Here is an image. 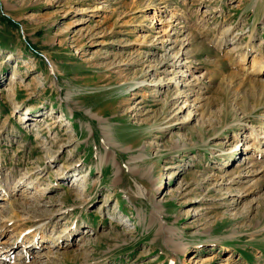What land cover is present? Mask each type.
Returning a JSON list of instances; mask_svg holds the SVG:
<instances>
[{"label":"rangeland","instance_id":"obj_1","mask_svg":"<svg viewBox=\"0 0 264 264\" xmlns=\"http://www.w3.org/2000/svg\"><path fill=\"white\" fill-rule=\"evenodd\" d=\"M263 54L264 0H0V257L264 264Z\"/></svg>","mask_w":264,"mask_h":264},{"label":"bare ground","instance_id":"obj_2","mask_svg":"<svg viewBox=\"0 0 264 264\" xmlns=\"http://www.w3.org/2000/svg\"><path fill=\"white\" fill-rule=\"evenodd\" d=\"M228 43H232V40L231 39H226L225 41H223L222 42V44L221 45H225L226 46V44H228ZM229 45V44H228ZM244 54H245V56L243 57V59H242V62H244V60H246L245 58H246V51L244 52ZM190 56V55H189ZM261 56V55H260ZM259 56V57H260ZM178 60V59H177ZM177 60H176V62H174V63H172V64H175V65H177L178 63H179V61L177 62ZM180 60V59H179ZM255 70H254V74L256 75V74H258V73H263L264 74V54L260 57V59H259V61L257 62V65H256V67L254 68ZM187 74H183V75H175V77H173V78H170L169 79V81L167 82V83H165V80H163V81H161V82H159L158 84H157V86L158 85H160V86H163V85H169V83H175L176 85H178L179 83H180V85H183L184 84V86H190V88L194 91V92H196V87L197 86H194L193 87V85H191V84H185V77H187L186 76ZM254 75V76H255ZM260 76V75H259ZM181 77V78H180ZM258 77V76H257ZM198 79V78H197ZM256 80L257 79H253V80H251L254 84H256V85H259V86H261L262 88H264V79L262 78V80H258L259 82H256ZM250 81V82H251ZM147 81H145V80H140L139 82H138V85L139 86H142V84H144V86H146L147 85ZM150 83V82H149ZM183 92H185V91H183ZM182 92V93H183ZM194 92H191L192 94L194 93ZM188 105L189 104H185V107L187 106L188 107ZM195 107V106H194ZM194 107H193V109H194ZM199 107V106H198ZM193 109H191V110H188V114L186 115V119H185V121L186 120H189L190 118H193L194 117V114L195 113H193ZM198 109V108H197ZM103 135H104V137H105V140H106V142L108 143V145H109V143H113L112 142V138H111V134H110V131L109 130H106V131H104V133H103ZM263 137H260V141L259 142H263L264 143V134L262 135ZM257 138V137H256ZM260 145V144H259ZM238 147V144H235V147L234 148H237ZM117 172H119V169L117 170ZM91 174V173H90ZM21 185V184H20ZM23 186H25V183H23ZM29 186L28 185H26V188H28ZM22 189V188H21ZM26 190H29V189H26ZM25 190H23V192H24ZM6 196H11V194H7ZM6 210H8L6 207H5V209H3V211L1 212V213H4V212H6ZM156 216L158 217V216H160V214L162 213V209H161V207L159 206V205H157L156 206ZM54 215V214H53ZM53 215H50V217L49 218H47V219H42V220H38L39 221V223H36V226H35V229L36 230H38V232L39 233H42V239H41V243H45V240L43 239V236L45 235V234H47L48 232V230H49V226H50V224H51V222H52V217H53ZM155 219H156V217H155ZM159 223L162 225V222H161V219H159ZM162 227H163V225H162ZM68 237H69V235H68ZM40 238V237H39ZM38 238V239H39ZM59 237H57V238H55L54 237V239H58ZM34 239V238H33ZM47 241V240H46ZM33 242V241H32ZM37 242H38V240H37ZM54 243H55V246H58V244H56V241H54ZM36 247H39V246H37V245H35L34 243H31V250H29V251H27V249H25V248H22L21 249V254L19 255V256H16L15 258H14V256H12L11 254H8V255H6L5 257H0V260H2V261H9V259L10 258H14L15 260H18V262L20 263V264H48L47 262H52L51 261V257H53L51 254L53 253V252H51V253H44L43 254V256L40 254V252H41V250H44V248L46 249V248H48V247H44V248H42L41 250H37V248ZM42 247V246H41ZM226 250H228L227 248H226ZM8 251V250H7ZM52 251V250H51ZM9 252V251H8ZM36 255V256H35ZM68 256H77V255H72L71 254V252H67V254H64V258H67ZM30 257H34V259H36V261H34V263H28V261H29V259H30ZM42 258H46L47 259V262H44V259H42ZM44 262V263H43ZM15 264V263H14ZM16 264H18V263H16ZM51 264V263H50ZM66 264H68V263H66ZM90 264V263H89Z\"/></svg>","mask_w":264,"mask_h":264}]
</instances>
